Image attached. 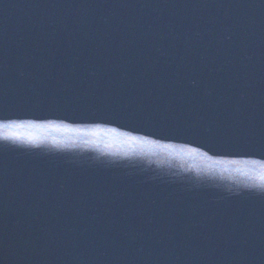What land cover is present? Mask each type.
Returning <instances> with one entry per match:
<instances>
[{
    "label": "water",
    "instance_id": "water-1",
    "mask_svg": "<svg viewBox=\"0 0 264 264\" xmlns=\"http://www.w3.org/2000/svg\"><path fill=\"white\" fill-rule=\"evenodd\" d=\"M0 118L68 126L0 139V264H264V0H0Z\"/></svg>",
    "mask_w": 264,
    "mask_h": 264
},
{
    "label": "snow or ice",
    "instance_id": "snow-or-ice-1",
    "mask_svg": "<svg viewBox=\"0 0 264 264\" xmlns=\"http://www.w3.org/2000/svg\"><path fill=\"white\" fill-rule=\"evenodd\" d=\"M9 120L8 123H3L4 120ZM38 119H44V118H35V119H11V118H0V129L3 130V135L0 136V139H12V140H19L23 143L27 144H38L41 142V139L38 135H35L33 133H39L42 131H47L49 129H54L56 131L61 130L63 127L64 129H67V125H59L56 124L54 120L49 119L47 123H37L35 122ZM17 130H24L28 132V135H23V133H18ZM108 132H110L113 135H118L125 137L129 141L132 142H143V143H152V141L147 140L146 137L140 136H131L128 133H118L116 129H108ZM55 143V141H53ZM163 147H171L170 145H165ZM189 152H197V149H187ZM203 156H206V153H200ZM231 163H240L244 165H251L253 167H258L260 169L261 175L259 177V183L251 185V187H255L258 189V194H264V161L261 160H242V161H231Z\"/></svg>",
    "mask_w": 264,
    "mask_h": 264
}]
</instances>
